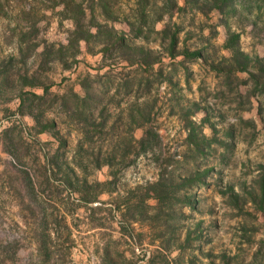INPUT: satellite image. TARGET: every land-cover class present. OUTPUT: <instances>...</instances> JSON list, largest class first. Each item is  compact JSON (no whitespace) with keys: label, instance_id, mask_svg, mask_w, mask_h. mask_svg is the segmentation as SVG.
Instances as JSON below:
<instances>
[{"label":"rangeland","instance_id":"1","mask_svg":"<svg viewBox=\"0 0 264 264\" xmlns=\"http://www.w3.org/2000/svg\"><path fill=\"white\" fill-rule=\"evenodd\" d=\"M75 1L87 24L91 0ZM103 1L105 13L92 4L94 22L149 50L151 66L103 57L96 42L92 52L79 42L75 57L58 52L74 27L61 0H0V264H264V0L222 11L214 0H146L144 21L145 2ZM228 31L261 59L250 67L256 78L236 69ZM81 82L86 105L73 97L83 96ZM43 85L49 94L32 112L54 129L37 133L18 93L42 94ZM84 106L105 126L80 151L75 109ZM148 130L143 150L133 138ZM52 131L63 142L57 154ZM84 179L98 195L90 203L73 190ZM158 179L157 198L149 185Z\"/></svg>","mask_w":264,"mask_h":264},{"label":"trees","instance_id":"2","mask_svg":"<svg viewBox=\"0 0 264 264\" xmlns=\"http://www.w3.org/2000/svg\"><path fill=\"white\" fill-rule=\"evenodd\" d=\"M215 1V5L217 8L220 9V11H222V7L223 5L228 6V4H230L232 2V0H214ZM99 3L101 5V7L103 8V13H105L106 11H104L107 7L106 2L103 0H91V3ZM138 2L142 3L145 2L141 5V21H144V17H145V5L147 4L146 0H138ZM61 3L63 4V13L65 14L66 17L70 18L73 21V29L70 32L69 38H68V43L66 44V46H59L57 48L58 52L62 53V48L64 49H70L72 48L75 52L72 54L73 57H75L78 53H80V48H79V42L83 41L86 43L87 46V51L92 52V49H89L88 45L90 42H96L100 47L98 48V52H101L104 55L107 52L110 51H114V52H121V56L123 55V60L127 61L129 64H143L144 66H151V64L153 62L156 61V59H150V55H149V50L145 49L142 46H135V47H130L131 43L128 42V40L125 37V33L121 32V31H117L112 25L108 26L107 25V21L105 20L104 22H94L95 18L93 15V7L92 4L89 6V10H90V17L89 20L87 22V24L84 22V18L86 17V7L82 5V1H75V0H61ZM170 6L172 7H177V3L176 1L171 2ZM180 8V7H179ZM183 8V7H181ZM161 18V15L158 17V20ZM94 27L95 30L92 31L91 27ZM134 31V37H138L140 36V34L142 33V26H136L135 30L134 27L133 29H131ZM165 30L163 29L162 32H164ZM176 35H172L170 37V53L171 55L174 54V48L176 45ZM225 48L231 50L232 52V57L233 59H235V61L237 62V66L236 69L238 70H244V71H249L251 77L256 78V75L250 71V67L251 66H256L257 63H260V60L258 57H255V59L249 57L248 55H246L243 51H241L240 47H239V33L237 32H232V31H228L227 36H226V40H225V44H224ZM127 51H132L131 53H133L134 55H126ZM42 54H48V50L46 49V47H44V49L41 52ZM183 55H189L192 57H198L200 55V51L199 50H195V51H187L186 49H184L182 51ZM69 64H65L64 67H68ZM259 68L261 70V72L264 71L263 67H261V65H259ZM22 79L24 80V85H31L34 86L37 83H35L34 79H28L27 77H22ZM81 86L84 90V94L83 96H79L76 93H73V97L78 101V102H86L90 101L92 99L91 94H90V90H89V85L86 82H81ZM43 92L42 94H37L33 91H27V90H23L21 89L18 93V97H19V106H18V110L22 113V109L25 105L26 100L29 101V105H28V112L32 115L33 120H34V128L36 129L37 133H42V132H47L49 130H53L54 129V123L53 122H41L40 121V116H41V112L34 114L32 112V108H33V103L35 100H43L44 97L46 95L49 94V87L46 85L42 86ZM63 100V104H65L66 102V95H63L60 97ZM84 105V104H83ZM79 107V106H78ZM78 107H76V112L78 113V122L80 123L81 127V132L83 133V140L78 144V150H82L84 151V146L88 144V142H90L93 139V133L96 132H100L104 126H105V120L103 121H99V122H95L94 120H92L90 118V116H88L86 114V107L84 106V108H82L81 110H78ZM83 110V111H82ZM82 116V117H81ZM54 136L56 137L59 145L56 148V154L59 151V148L62 147L60 145V143L62 142L60 139H58V133L55 131H52ZM150 135V133H152L150 130L145 132V135L143 137H141L140 139H134L133 140L135 142H137L139 144V146L145 150L146 148V143L149 140L146 137V134ZM154 137H157V133H153ZM63 143V142H62ZM47 162H51L50 164H53L55 161L53 159H49L47 158ZM105 164H107L108 166H111L112 163L110 161L109 158L106 159ZM111 175H113L112 171L110 173ZM65 182L69 185V186H73L71 180L65 177ZM112 183V179L104 181V182H95V184L93 185L94 187H99V186H104V185H108ZM91 185V184H90ZM162 179H158L157 181H155L154 183H151L149 186L152 188L153 192V196H156L157 198L160 196V192H162ZM89 187L88 182L86 181V179L83 180V185L82 186H76L73 187V190H75L79 195H80V199L83 200V202L85 203H90L92 201L97 200V193H90L89 191H87V188ZM91 187V186H90ZM161 188V189H160ZM107 190H111V189H107Z\"/></svg>","mask_w":264,"mask_h":264}]
</instances>
